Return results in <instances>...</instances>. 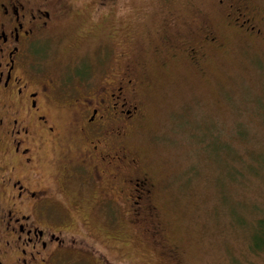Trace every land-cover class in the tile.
Segmentation results:
<instances>
[{
	"label": "rangeland",
	"instance_id": "rangeland-1",
	"mask_svg": "<svg viewBox=\"0 0 264 264\" xmlns=\"http://www.w3.org/2000/svg\"><path fill=\"white\" fill-rule=\"evenodd\" d=\"M65 1L36 56L71 92L134 66L146 117L128 144L155 180L157 216L130 215L126 202L104 216L55 205L52 229L75 241L62 264H264V40L227 28L216 0ZM248 1L264 13V0ZM203 21L222 45L196 65L184 48ZM39 151V177L53 185L56 149Z\"/></svg>",
	"mask_w": 264,
	"mask_h": 264
},
{
	"label": "flooded vegetation",
	"instance_id": "flooded-vegetation-1",
	"mask_svg": "<svg viewBox=\"0 0 264 264\" xmlns=\"http://www.w3.org/2000/svg\"><path fill=\"white\" fill-rule=\"evenodd\" d=\"M215 5L227 28L264 40V13L248 0ZM68 8L65 0H0V264H62L75 241L67 246L52 229L57 204L70 201L77 212L88 203L91 216H104V205L126 202L130 215L157 216L155 180L128 144L146 117L134 66L114 67L97 84L90 75L71 92L36 56L35 44ZM191 41L185 57L196 65L205 48L222 45L204 21ZM43 144L56 149L53 185L36 168Z\"/></svg>",
	"mask_w": 264,
	"mask_h": 264
},
{
	"label": "trees",
	"instance_id": "trees-1",
	"mask_svg": "<svg viewBox=\"0 0 264 264\" xmlns=\"http://www.w3.org/2000/svg\"><path fill=\"white\" fill-rule=\"evenodd\" d=\"M260 222H261V219H259V220L257 221V226H256V228H259V227H260V226H259Z\"/></svg>",
	"mask_w": 264,
	"mask_h": 264
}]
</instances>
